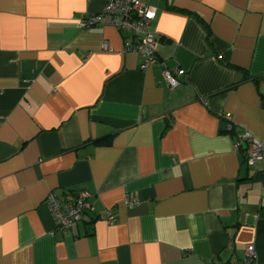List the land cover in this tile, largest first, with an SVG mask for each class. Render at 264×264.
<instances>
[{"label":"crops","instance_id":"1","mask_svg":"<svg viewBox=\"0 0 264 264\" xmlns=\"http://www.w3.org/2000/svg\"><path fill=\"white\" fill-rule=\"evenodd\" d=\"M141 1L173 89L115 28L79 27L106 0H0V264H224L246 246L264 264V0ZM241 132L263 142L252 166ZM78 191L91 210L55 229L47 194Z\"/></svg>","mask_w":264,"mask_h":264},{"label":"built area","instance_id":"2","mask_svg":"<svg viewBox=\"0 0 264 264\" xmlns=\"http://www.w3.org/2000/svg\"><path fill=\"white\" fill-rule=\"evenodd\" d=\"M147 5L141 0H106L102 8L94 15L87 16L79 21L81 29L103 25L115 28L127 41L123 51L136 55L139 58L140 70L157 65L160 69L162 80L168 89L178 85L177 75L179 70H169L156 58L155 47L157 40L149 31V18ZM102 49H106L103 45ZM233 129L228 117L224 118L223 130L229 132ZM233 150L241 152L246 166H252L262 160L263 142L253 138L247 132L234 135ZM85 192H66L61 197H56L49 192L45 198V206L52 219L54 228L59 231L69 230L76 222L81 220L85 212L91 210ZM127 206L136 205L134 201L126 200ZM106 224L113 223L109 213L98 216ZM224 264H258L255 261L254 249L246 246L242 260L232 259Z\"/></svg>","mask_w":264,"mask_h":264},{"label":"trees","instance_id":"3","mask_svg":"<svg viewBox=\"0 0 264 264\" xmlns=\"http://www.w3.org/2000/svg\"><path fill=\"white\" fill-rule=\"evenodd\" d=\"M224 122V121H223ZM232 131V130H231ZM231 131H229L228 133H230Z\"/></svg>","mask_w":264,"mask_h":264}]
</instances>
